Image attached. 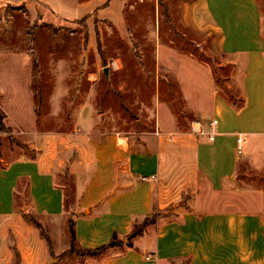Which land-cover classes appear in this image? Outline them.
Instances as JSON below:
<instances>
[{"label":"rangeland","instance_id":"rangeland-1","mask_svg":"<svg viewBox=\"0 0 264 264\" xmlns=\"http://www.w3.org/2000/svg\"><path fill=\"white\" fill-rule=\"evenodd\" d=\"M189 1L0 0V170L33 159L45 148L51 151L47 134L96 142L118 134L136 146L158 127L192 131L206 120L209 92L242 107L243 69L214 49L211 33L184 24L183 7ZM257 1L264 16V0ZM242 150L241 158L247 144ZM74 156H66L67 165L55 174L56 183L71 194L67 244L64 223L36 216L22 185L15 192V214H0V264H71L77 257L58 258L70 248L68 219L77 205V176L69 166ZM244 165L249 173L240 176V187L264 189L262 177L257 173L258 180L251 182V165ZM197 182L163 212L171 216L187 208L197 190L200 202L218 209L208 184L200 176ZM31 220L50 232L52 247L61 253L53 251L47 263L38 245L39 239L47 243Z\"/></svg>","mask_w":264,"mask_h":264},{"label":"crops","instance_id":"crops-1","mask_svg":"<svg viewBox=\"0 0 264 264\" xmlns=\"http://www.w3.org/2000/svg\"><path fill=\"white\" fill-rule=\"evenodd\" d=\"M183 22L197 32L211 33L214 49L242 67L243 106L237 108L209 92L212 104L203 111L206 120L195 123L192 131L158 127L146 143L136 146L118 134L103 142L47 134L48 145L53 143L50 153L45 148L33 159L16 160L0 170V214H15L16 189L27 179L35 215L63 222L67 244L65 192L55 174L73 153L69 166L77 176V248L95 249L114 234L124 239L134 225L177 203L183 192L197 185L199 176L219 208L208 209L198 200L197 190L187 208L150 225L132 249H111L97 258L69 255L75 256L71 264H264V189L240 187V176L249 173L245 162L251 165V182L258 174L264 182V16L257 0H191L184 4ZM213 120L218 121L215 129L209 126ZM199 126L215 132V140L195 133ZM239 135L249 149L242 158L237 156ZM38 245L47 263L52 257L49 247L40 239Z\"/></svg>","mask_w":264,"mask_h":264},{"label":"trees","instance_id":"trees-1","mask_svg":"<svg viewBox=\"0 0 264 264\" xmlns=\"http://www.w3.org/2000/svg\"><path fill=\"white\" fill-rule=\"evenodd\" d=\"M37 28V25H34L31 28V34L32 31H34ZM34 68L37 69L38 68V64L37 61L35 59L34 62ZM4 129L3 127V122H2V118L0 117V132ZM22 185L25 186V190H26V194L29 196V183L27 181V179H21V181L19 182L18 187H21ZM19 196V195H18ZM71 194L69 192V189L66 187V194H65V206L66 209L69 207V200ZM70 209V208H69ZM71 210V217L69 218V228H70V236H71V240H72V246L70 247V249L66 252H64L62 255H60L58 258H65L66 256L69 255H77L78 257H81L83 259L86 258H97L99 256H101L102 254H104L106 251L111 250V249H116V248H129L132 249L133 248V241L138 238L139 236H142L144 234V232L146 231V229L150 226L155 224L158 220L160 219H164L167 218V213L163 212V213H155L153 214L151 217H148L146 219H144L140 224L134 225L131 232L124 238V239H120L118 237L117 234H114L113 237L111 238L110 242L102 245L100 247H97L95 249H82V248H77L74 244L75 242V231H74V211L72 209ZM34 225L41 230L42 234V238L46 241L48 247H49V252L52 255V257L54 256L53 254V247H52V240L50 238V236L48 234H46L43 230H42V226L39 222L35 221V220H31Z\"/></svg>","mask_w":264,"mask_h":264},{"label":"built area","instance_id":"built-area-1","mask_svg":"<svg viewBox=\"0 0 264 264\" xmlns=\"http://www.w3.org/2000/svg\"><path fill=\"white\" fill-rule=\"evenodd\" d=\"M218 125V121L217 120H213L209 123V126L211 129H215ZM194 132L197 133L199 136H206L208 137V139L210 141H214L215 137H216V133L215 132H211V133H206L200 126L198 129H194ZM243 143H244V138L242 135H239L237 138V156L240 157L243 154ZM154 178V177H153ZM144 181L148 180L147 178H142Z\"/></svg>","mask_w":264,"mask_h":264},{"label":"water","instance_id":"water-1","mask_svg":"<svg viewBox=\"0 0 264 264\" xmlns=\"http://www.w3.org/2000/svg\"><path fill=\"white\" fill-rule=\"evenodd\" d=\"M108 71H109V69H106V70H105V73L108 74Z\"/></svg>","mask_w":264,"mask_h":264}]
</instances>
